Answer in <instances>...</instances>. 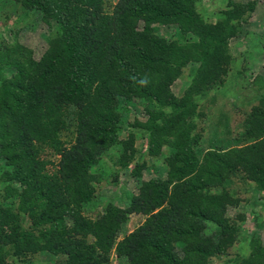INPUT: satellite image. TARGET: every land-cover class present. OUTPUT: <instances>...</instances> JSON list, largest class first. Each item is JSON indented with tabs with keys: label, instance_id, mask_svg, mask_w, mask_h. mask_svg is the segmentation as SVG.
Masks as SVG:
<instances>
[{
	"label": "trees",
	"instance_id": "obj_1",
	"mask_svg": "<svg viewBox=\"0 0 264 264\" xmlns=\"http://www.w3.org/2000/svg\"><path fill=\"white\" fill-rule=\"evenodd\" d=\"M20 1L25 14L32 6L55 29L37 59L25 46L0 42V264L5 254L23 264L20 257L41 252L54 264H108L114 247L119 264H207L235 243L248 251L229 262L264 264V243L244 224L261 226L259 211L236 219L223 213L248 200L232 184L252 183L264 199V110L244 111L228 138L222 114L224 131L206 150L197 132L195 96L222 86L226 62L218 51L239 31L242 7L226 0L217 22L206 24L195 9L201 0ZM174 19H186L183 33L166 37L151 27ZM173 38L181 57L170 64ZM189 61L194 81L176 97L168 87ZM215 70L221 76L200 80ZM136 105L147 129L128 119ZM106 163L104 177L113 182L131 166L137 192L127 194L126 207L108 202L89 217ZM144 169L152 174L146 180ZM135 211L147 216L116 241Z\"/></svg>",
	"mask_w": 264,
	"mask_h": 264
},
{
	"label": "rangeland",
	"instance_id": "obj_2",
	"mask_svg": "<svg viewBox=\"0 0 264 264\" xmlns=\"http://www.w3.org/2000/svg\"><path fill=\"white\" fill-rule=\"evenodd\" d=\"M115 1L109 0L108 2L113 4ZM232 1L241 6L243 12L240 16V26L237 27L239 31L234 35L227 36L220 44L218 51L220 58L222 59L223 57L226 62L224 64L226 70L222 76L223 84L219 88L211 86L204 90L202 95L195 96L196 102L202 110L199 122H197V132H200L198 143L201 142L200 147L203 150H206L209 146L213 133L224 131V128L220 125L222 114H226L224 116L228 125L224 134L228 138L232 137V135L234 136L235 131L238 130L235 120H239L244 111L247 112L252 106H259L264 110V99H261L262 97L264 98V0ZM19 3H21L20 0H0L1 48L3 49L5 45L18 43L30 49L31 56L37 59L46 48V36L49 31L52 32L55 29V23L51 20L45 23L39 18V14L33 11L32 6L29 8L31 12L25 14ZM225 6L226 0H201L199 4H195V9L199 12L201 20H206L204 22L208 24L217 22L218 12L224 9ZM140 24L141 26L144 25L146 29L150 28V24L147 26L142 22ZM185 24L186 19H174L168 25H158L157 22H152L151 27H155L156 33L169 37L172 31L183 33ZM179 44L180 42L176 38L172 39L168 56L170 64H173L181 57ZM223 59L222 62H224ZM195 66L196 64L191 61L183 64L180 76L175 78L168 87L174 96L178 97L194 81L192 78L195 75ZM220 74L221 72L216 70L211 76L203 71L199 73V75H209V77L203 76L200 78V80L207 79V82H210L212 77ZM128 119L143 129H147L146 127L151 124L146 117L144 109L137 105L130 110ZM137 125L136 127H138ZM123 136L124 134L121 135V137ZM219 137L224 136L221 134ZM135 142L137 145L138 142L141 143L143 141L138 137ZM146 161L150 163L151 159L146 158L145 162L141 164L145 165ZM154 164L157 168L161 167L160 158ZM111 167L110 163L102 164L103 169L100 170V177L97 178L99 182L101 181L97 184V205L95 209H92L87 214L89 217L103 214L105 210L103 206L108 202L118 207H126L127 194H135L137 192L136 186L128 172L131 166L119 171L114 182L109 180L108 176L107 178L104 177L108 175ZM142 171V179L144 180L152 175L151 173L147 174L145 169ZM158 171H160V178H164L165 171L163 167L159 168ZM229 188L236 191L239 199L248 200L247 203L239 202L236 205L227 206L225 212H223L224 215L236 219L241 212L245 211L247 213V211L258 210L260 213L258 212L257 220L261 226L255 228L249 218L245 220L244 224L245 227L255 229L261 242L264 243V199L261 200L257 196L258 190L252 183H243L242 185L235 183L230 185ZM146 216L139 211L130 212L117 234L116 241L133 231L144 221ZM247 251L245 243L242 246H238L235 243L227 248L224 254H219L207 260V264H233L234 262H229L230 259L234 260L236 256L240 255V252L247 253ZM53 259L56 258H52L47 252H41L20 257L19 261H23V264H54ZM3 264L19 263L11 256L5 254ZM108 264H119L115 247L110 252Z\"/></svg>",
	"mask_w": 264,
	"mask_h": 264
},
{
	"label": "clouds",
	"instance_id": "obj_3",
	"mask_svg": "<svg viewBox=\"0 0 264 264\" xmlns=\"http://www.w3.org/2000/svg\"><path fill=\"white\" fill-rule=\"evenodd\" d=\"M139 82H140L141 84H145V83H147V81H146L145 79H141Z\"/></svg>",
	"mask_w": 264,
	"mask_h": 264
}]
</instances>
